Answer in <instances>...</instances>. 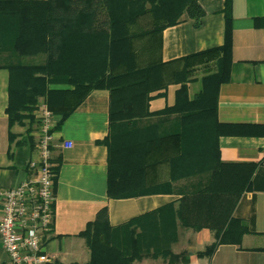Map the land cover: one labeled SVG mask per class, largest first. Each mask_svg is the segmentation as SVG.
I'll return each instance as SVG.
<instances>
[{
  "label": "trees",
  "instance_id": "trees-1",
  "mask_svg": "<svg viewBox=\"0 0 264 264\" xmlns=\"http://www.w3.org/2000/svg\"><path fill=\"white\" fill-rule=\"evenodd\" d=\"M225 12L222 46L164 61V29L185 13L199 27L205 15L200 0H0V67L10 71L11 127L35 120L41 100L61 125L91 91L107 89L109 133L102 143L109 152L108 196L174 193L172 181L194 179L179 189L177 201L131 219L125 244L102 208L81 233L90 249L86 264H133L144 256L178 264L188 261L186 251L171 249L179 226L213 231L215 241L200 256H211L221 243H240L248 230L235 211L252 187L256 164L221 160L218 142L240 133L239 125L218 118L220 86L230 79L232 64L231 0ZM211 61L215 68L191 97L197 67ZM170 84H179L175 103L151 111V100ZM164 162L171 181L159 183ZM154 213L144 228L140 220Z\"/></svg>",
  "mask_w": 264,
  "mask_h": 264
},
{
  "label": "crops",
  "instance_id": "crops-1",
  "mask_svg": "<svg viewBox=\"0 0 264 264\" xmlns=\"http://www.w3.org/2000/svg\"><path fill=\"white\" fill-rule=\"evenodd\" d=\"M226 2L200 0L205 15L199 27L185 13L179 23L165 28L162 59L171 61L222 46ZM231 16L232 64L230 79L220 86L218 118L221 122L239 125L240 133L221 135L218 142L221 160L256 164L252 187L243 193L235 211L248 230L240 243H221L211 256H200L198 252L205 251L215 241L213 231L179 226L171 249L174 253L186 251L188 261L178 264H264V0H231ZM9 84L10 71L0 67V186L4 188L18 186L34 177L28 160L37 155L36 144L41 134V122L35 113V120L26 119L10 126ZM178 87L179 84H170L163 90L164 95L154 97L150 102L151 111L173 105ZM201 87L199 80L189 83L191 97ZM109 106V91L95 89L61 125H58L60 116H54L51 160L57 169L56 198L52 229L43 243L53 262L86 264L90 260V249L81 233L95 221L102 208H108L114 236H121L125 244L131 219L177 201L179 189L191 187L189 184L194 182V179L172 181L174 193L110 198L107 193L109 152L102 143L109 133ZM169 170L170 163L160 164L157 182H170ZM151 218L156 219V214L142 218L140 224L145 228ZM0 264H10L1 241ZM133 264L169 263L163 256H144Z\"/></svg>",
  "mask_w": 264,
  "mask_h": 264
},
{
  "label": "built area",
  "instance_id": "built-area-1",
  "mask_svg": "<svg viewBox=\"0 0 264 264\" xmlns=\"http://www.w3.org/2000/svg\"><path fill=\"white\" fill-rule=\"evenodd\" d=\"M35 114L41 122V134L37 155L28 160L34 177L15 187L0 186V241L10 264L53 262L43 243L52 229L56 198L51 160L55 114L44 100L38 103Z\"/></svg>",
  "mask_w": 264,
  "mask_h": 264
},
{
  "label": "rangeland",
  "instance_id": "rangeland-1",
  "mask_svg": "<svg viewBox=\"0 0 264 264\" xmlns=\"http://www.w3.org/2000/svg\"><path fill=\"white\" fill-rule=\"evenodd\" d=\"M1 60L3 61V57L0 58V63L2 62ZM39 60H41V59H39ZM214 68H215V62L211 61V62H209L208 65H200L199 67H197V70L199 69V71L198 72L196 71L194 75H196L197 76L196 79L200 81V78L203 76V74H206V72L213 70Z\"/></svg>",
  "mask_w": 264,
  "mask_h": 264
}]
</instances>
